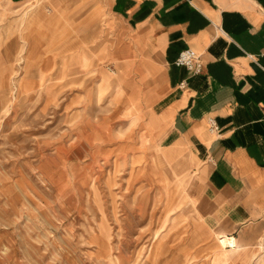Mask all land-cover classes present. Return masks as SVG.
<instances>
[{
    "label": "rangeland",
    "instance_id": "374dc122",
    "mask_svg": "<svg viewBox=\"0 0 264 264\" xmlns=\"http://www.w3.org/2000/svg\"><path fill=\"white\" fill-rule=\"evenodd\" d=\"M77 1L53 18L47 0H0V264H229L189 181L142 148L124 97L97 92Z\"/></svg>",
    "mask_w": 264,
    "mask_h": 264
},
{
    "label": "crops",
    "instance_id": "0c3cea01",
    "mask_svg": "<svg viewBox=\"0 0 264 264\" xmlns=\"http://www.w3.org/2000/svg\"><path fill=\"white\" fill-rule=\"evenodd\" d=\"M61 2L47 0L53 18ZM77 3L75 32L95 34L97 58L116 70L100 69L97 92L124 97L142 148L156 146L189 181L207 232L226 237L229 264H264V0ZM186 49L202 60L198 74L174 64Z\"/></svg>",
    "mask_w": 264,
    "mask_h": 264
},
{
    "label": "built area",
    "instance_id": "2783aa9c",
    "mask_svg": "<svg viewBox=\"0 0 264 264\" xmlns=\"http://www.w3.org/2000/svg\"><path fill=\"white\" fill-rule=\"evenodd\" d=\"M262 55L264 56V53ZM174 64L177 67H184L188 72L192 74H198L199 72H201L203 67L200 56L197 53H195L192 49H186L180 52ZM185 86H186L185 81L179 84L180 89H184ZM209 124L211 131L217 130V126L213 120H210ZM263 254H264V250H263Z\"/></svg>",
    "mask_w": 264,
    "mask_h": 264
},
{
    "label": "bare ground",
    "instance_id": "6f19581e",
    "mask_svg": "<svg viewBox=\"0 0 264 264\" xmlns=\"http://www.w3.org/2000/svg\"><path fill=\"white\" fill-rule=\"evenodd\" d=\"M83 64H86L85 62H82ZM78 141V140H77ZM152 143H154L155 141L151 139ZM149 144V143H148ZM75 146V145H74ZM156 147V146H155ZM150 149V148H149ZM155 165V164H154ZM156 168V167H155ZM170 185V184H169ZM187 196V195H186ZM151 197V196H150ZM155 198V197H154ZM150 199V198H149ZM151 200V199H150ZM150 202V201H149ZM151 204V203H150ZM153 204V203H152ZM149 205V204H148ZM174 211V210H173ZM161 225V224H160ZM158 232V230H156V233ZM225 235H217L215 238H217L219 245L215 246L214 249V255L216 257L221 256V255H225L226 251L225 249H223L225 247V244L227 245L228 242H226V237H224ZM235 240L232 239V242L230 241V244H234ZM234 248V247H233Z\"/></svg>",
    "mask_w": 264,
    "mask_h": 264
}]
</instances>
